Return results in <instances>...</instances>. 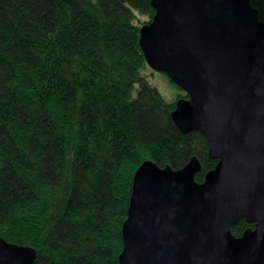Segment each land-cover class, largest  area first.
Returning a JSON list of instances; mask_svg holds the SVG:
<instances>
[{"label": "trees", "instance_id": "1", "mask_svg": "<svg viewBox=\"0 0 264 264\" xmlns=\"http://www.w3.org/2000/svg\"><path fill=\"white\" fill-rule=\"evenodd\" d=\"M153 14L150 0H0V237L32 264H119L136 168L196 157L200 183L216 163L171 120L185 92L166 76L180 92L167 102L141 74Z\"/></svg>", "mask_w": 264, "mask_h": 264}, {"label": "water", "instance_id": "2", "mask_svg": "<svg viewBox=\"0 0 264 264\" xmlns=\"http://www.w3.org/2000/svg\"><path fill=\"white\" fill-rule=\"evenodd\" d=\"M139 29L147 65L186 98L170 117L201 133L214 167L143 161L121 226L119 264H264V20L249 0H150ZM243 220L240 236L230 228ZM35 250L0 237V264H32Z\"/></svg>", "mask_w": 264, "mask_h": 264}, {"label": "rangeland", "instance_id": "3", "mask_svg": "<svg viewBox=\"0 0 264 264\" xmlns=\"http://www.w3.org/2000/svg\"><path fill=\"white\" fill-rule=\"evenodd\" d=\"M141 74L146 76V79L158 90L162 98L167 102L174 101L180 93L178 88L169 82L165 74L153 71L148 65L143 67Z\"/></svg>", "mask_w": 264, "mask_h": 264}]
</instances>
